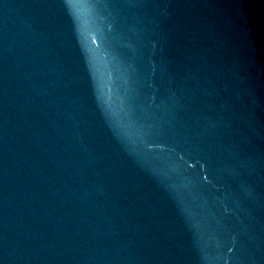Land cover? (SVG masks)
<instances>
[{
	"label": "water",
	"instance_id": "1",
	"mask_svg": "<svg viewBox=\"0 0 264 264\" xmlns=\"http://www.w3.org/2000/svg\"><path fill=\"white\" fill-rule=\"evenodd\" d=\"M0 264H264V0H0Z\"/></svg>",
	"mask_w": 264,
	"mask_h": 264
}]
</instances>
